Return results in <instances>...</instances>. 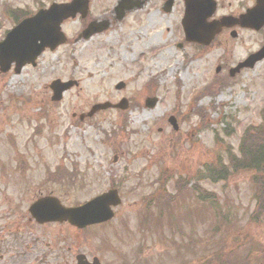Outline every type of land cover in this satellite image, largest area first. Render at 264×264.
<instances>
[{"label":"rangeland","instance_id":"rangeland-1","mask_svg":"<svg viewBox=\"0 0 264 264\" xmlns=\"http://www.w3.org/2000/svg\"><path fill=\"white\" fill-rule=\"evenodd\" d=\"M155 2L150 18L141 10L88 38L78 20L69 21L67 43L45 50L34 67L0 73V264H75L77 253L101 264H264V215L259 223L251 218L252 172L215 183L200 175L212 164L226 165L228 155L239 159L247 127L252 138L264 128V60L225 84L218 79L229 77L215 72L219 61L232 66L252 51L257 35L240 32L227 47L215 39L200 49L183 39L180 5L163 12ZM12 21L0 4V39ZM54 79L77 84L53 102L48 85ZM117 82L124 83L120 90ZM151 96L157 101L146 108ZM122 97L125 109L87 116L93 104ZM251 139L243 142L245 154ZM56 160L71 172L67 186L49 177ZM72 162L76 170L70 171ZM191 181L215 194L219 218L209 203L184 193ZM113 184L121 202L105 224L74 230L27 219L28 205L39 196L55 193L74 205ZM157 194L159 204L176 197L167 205L170 220L147 207ZM20 217L23 225L11 226ZM68 244L75 250L67 251Z\"/></svg>","mask_w":264,"mask_h":264},{"label":"water","instance_id":"water-1","mask_svg":"<svg viewBox=\"0 0 264 264\" xmlns=\"http://www.w3.org/2000/svg\"><path fill=\"white\" fill-rule=\"evenodd\" d=\"M203 2L196 0H186L187 9L181 21L186 41L196 42L207 45L216 34L218 26L216 21L206 22L205 16L201 13L199 6ZM204 4L208 5L204 2ZM74 1L69 4L55 5L46 11H39L32 17L23 19L10 31H8L2 41H0V71L6 72L14 63V70L19 72L20 68L27 64H35L36 57L48 47L55 48L58 44L65 41V37L60 32V23L67 17L74 15ZM264 21V15L259 19L245 20L247 25H258ZM94 31L92 26L83 32L84 37H88ZM264 56V49L250 56L245 62L239 64L236 69L243 66H251L255 61ZM73 81L61 82L54 80L50 84L52 90V100H58L61 93L72 86ZM122 83H118L116 88H121ZM156 102L155 98L147 99V107H152ZM123 99L117 107L124 108ZM110 104H96L91 108L93 112L96 109L105 108ZM90 112L89 114H91ZM169 122L176 128L173 117ZM120 203V198L115 189H111L85 203L65 207L60 204L54 196H45L37 199L29 206V213L37 223L49 221L63 222L83 228L88 225L106 222L113 217L112 207ZM77 264H100L96 257L92 261H87L83 254L76 256Z\"/></svg>","mask_w":264,"mask_h":264},{"label":"flooded vegetation","instance_id":"flooded-vegetation-1","mask_svg":"<svg viewBox=\"0 0 264 264\" xmlns=\"http://www.w3.org/2000/svg\"><path fill=\"white\" fill-rule=\"evenodd\" d=\"M70 1L72 0H7L4 3L1 2L0 4L1 10H4L5 14L9 18L17 19L31 16L37 11L46 9L51 5L64 4ZM153 1L155 2L156 0H80V5L75 9L76 13L71 20H78L82 24L81 29L79 30L80 32H82L83 29H85L90 23L94 22L100 23L99 26L95 27L102 28V32H107L106 30L111 28L113 22L124 20L128 16L135 15V13L138 11L140 12L141 10H146L145 14L147 17H149L151 15L149 14L150 4ZM200 1L203 2L199 6V8H201L202 15L207 14L205 20L208 22L218 21L220 24L216 31L219 33L213 39H218L217 43H221L224 47H227V44L230 43V39H237L240 35V32H250L257 35V46L249 53H246V55L237 61L235 65L260 50V48H264V22L260 25H247V23L243 22L245 20L259 19L264 15V0ZM204 2L208 5L204 4ZM176 4L178 6L180 5V16L182 17L187 9L186 0H160L159 10L163 12H169L172 8L174 9ZM153 7L157 8L156 2L153 3ZM69 20L70 19H67L65 21L68 22ZM181 32H183L182 29ZM217 67V72L220 74V76L223 74L229 77L226 80L231 79L228 74H230L229 70L232 66L228 64L226 59L219 61ZM70 162L71 160H68V163ZM18 164H20L19 167L21 169L26 167V162L24 160L20 159V163ZM76 165V162H72L70 171L76 170ZM62 167H64V163H62L61 160H56L53 170L50 171L53 173L52 175L57 176L54 177L53 180L58 179V183H63L67 186V183L64 179H62L61 176L69 178L71 176V172H67L65 169L62 171ZM52 175L49 177L52 178ZM58 198L60 199L61 197L59 196ZM26 216L28 219L29 215L27 211ZM22 221L23 217H20L18 220L15 219L12 225L11 223L9 224L11 226L17 224V226L20 227L23 225ZM30 221L36 224L33 220L30 219ZM63 224L68 226L67 223ZM72 247L75 250L74 245L70 246V244H68V247H66L68 249L67 251H70Z\"/></svg>","mask_w":264,"mask_h":264},{"label":"trees","instance_id":"trees-1","mask_svg":"<svg viewBox=\"0 0 264 264\" xmlns=\"http://www.w3.org/2000/svg\"><path fill=\"white\" fill-rule=\"evenodd\" d=\"M254 132L252 127H247L242 134V143L239 145L240 154L237 156L228 155L226 165L222 164H212L202 170L201 178L207 180L210 183H215L217 181H226L231 175L237 174L238 172H252L251 181L254 189V201L255 206L251 213V218L254 223H259L264 215V128L260 130L256 129V134L252 138V133ZM249 133V135H248ZM251 139V143L247 146V153L245 154L246 147H243V142L246 137ZM199 179V178H198ZM188 183V179H187ZM186 182H184V193L191 192L194 194V199L200 202L209 203V207L213 210V214L216 218L221 216V212L217 206L215 200V194L204 191L201 192L196 181H191L190 187ZM190 183V182H189ZM163 198L160 196L157 200V204ZM168 198L164 200L162 205L174 204L176 197H165ZM182 199V198H181ZM176 203V202H175ZM166 213H169L166 212ZM218 224L214 226L213 229L218 230ZM220 254L219 256H221Z\"/></svg>","mask_w":264,"mask_h":264},{"label":"bare ground","instance_id":"bare-ground-1","mask_svg":"<svg viewBox=\"0 0 264 264\" xmlns=\"http://www.w3.org/2000/svg\"><path fill=\"white\" fill-rule=\"evenodd\" d=\"M150 17H151V16H149V18H150ZM152 39L155 40V37L153 36ZM13 81H14V78H12V79L9 81V84L14 83Z\"/></svg>","mask_w":264,"mask_h":264}]
</instances>
